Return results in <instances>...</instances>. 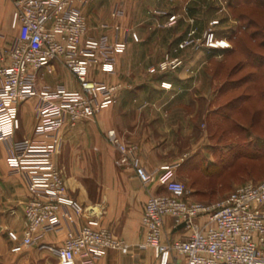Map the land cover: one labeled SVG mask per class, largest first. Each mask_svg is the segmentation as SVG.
Instances as JSON below:
<instances>
[{
	"label": "built area",
	"instance_id": "1",
	"mask_svg": "<svg viewBox=\"0 0 264 264\" xmlns=\"http://www.w3.org/2000/svg\"><path fill=\"white\" fill-rule=\"evenodd\" d=\"M11 1L19 29L9 45L0 49V141L7 145L9 163L26 176L29 191L25 227L20 236L12 233L16 241L13 249L29 245L48 248L66 264H96L108 248L128 253L131 244L88 215L86 206L69 194L56 160L67 125L94 118L101 109L118 102L122 84L98 81L91 71H116L118 55L127 47L118 35L122 28L115 25L114 37L92 34L83 11L91 0ZM122 13L119 7L113 11ZM164 14L167 18L159 20L158 27L177 22L176 14ZM217 22L210 19L202 37L190 30L178 48L195 43L210 49L230 46L227 40L217 38ZM55 62L74 74L77 89L43 82L46 70ZM184 62L182 56L167 51L149 71L176 70ZM33 97L36 123L32 135L17 138L19 107ZM108 136L117 150L116 164L133 168L145 185L159 182L166 188L148 195L142 217L146 238L138 243L139 248L153 247L163 264H264V179L247 181L226 198L205 203L190 197L186 183L177 175L180 162L148 170L137 153V144L114 129ZM167 217L172 218L174 228L185 222L187 235L164 239ZM64 227L62 244L43 241L48 232ZM133 264L148 263L137 260Z\"/></svg>",
	"mask_w": 264,
	"mask_h": 264
},
{
	"label": "crops",
	"instance_id": "2",
	"mask_svg": "<svg viewBox=\"0 0 264 264\" xmlns=\"http://www.w3.org/2000/svg\"><path fill=\"white\" fill-rule=\"evenodd\" d=\"M233 5V0H91L84 6L92 34L114 37L115 25H120L119 38L127 43L118 55L115 72L91 71L98 81L122 84L118 102L104 107L94 118L67 125L56 155L69 194L86 206L88 215L131 244L128 253L106 249L96 264H133L137 260L163 264L153 247L141 249L138 243L146 238L142 217L149 193L165 192L166 188L159 182L145 185L133 168L116 164L117 150L108 131L114 129L137 144V153L148 170L184 159V153L200 141L196 138L200 118L206 119L207 126L213 121V113L224 99L220 96L224 81L216 78L217 67L213 64L214 57L222 53L217 55L214 49L197 43L185 48H178V44L192 29L196 37L203 36L209 20L215 18L214 11L211 14L213 7ZM117 7L123 10L121 15L113 14ZM164 13L176 14L177 22L158 27V21L167 18ZM18 29L12 1L0 0V49L9 45ZM165 51L183 56L184 64L176 70L150 72L149 66L158 62ZM42 80L61 83L69 89L79 87L74 74L60 62L53 63ZM35 104L33 97L20 105L17 138L32 135ZM8 156L6 143L0 141V264H66L48 248L29 245L13 249L16 241L12 233L20 236L25 227L24 205L29 191L26 176L9 163ZM66 231L64 227L48 232L43 241L62 244ZM187 233L183 227L174 228L171 217L166 218L164 239ZM180 261L184 262V256Z\"/></svg>",
	"mask_w": 264,
	"mask_h": 264
},
{
	"label": "rangeland",
	"instance_id": "3",
	"mask_svg": "<svg viewBox=\"0 0 264 264\" xmlns=\"http://www.w3.org/2000/svg\"><path fill=\"white\" fill-rule=\"evenodd\" d=\"M253 8V5L246 6L245 4H242V6L238 8L234 7L233 5V7H213V10L211 9V14L214 11L213 17H215L212 19H218L217 24L214 26L217 38L219 40H227L228 43H230V46L228 47H221V49L213 48L215 54L219 55L222 53V56L214 57L213 64L216 66L217 63H221V60L218 59H222L224 61V65L225 63L229 64L228 68L229 71H231L229 75L226 74L222 77L216 75V78H219L220 82L224 81L225 79H236L237 77L244 74L245 71L243 72V70L241 72H237L239 69H241V67H243V64L246 63L244 58H242L243 49L250 48L251 51L264 50V46L261 47L258 45L259 42L262 41L263 37H261V35H258L255 39L250 37L249 34L254 28L246 27L245 22L238 16L239 9L241 11H249V13L252 14L251 10H254ZM262 13L264 15L263 11ZM223 17L225 18L223 19ZM221 18L223 20L222 22ZM238 18L240 19L238 20ZM3 21L6 24L4 17L2 18V22ZM226 32L228 35H226ZM244 33L246 34L243 35ZM193 45H196V43ZM193 45L189 46L194 47ZM222 49L228 50L223 51ZM166 52L167 51H165L164 54ZM171 52L173 55L181 56L179 54H175V51ZM261 116L262 118L256 121V127H254L252 130L250 129L244 131L243 133L232 131L224 133L223 130H218L216 126H221V120L218 116L213 118V121H211L213 124L212 130H209L206 119L203 117L200 118L199 124L201 129L198 131L196 137L200 138V141L198 144L192 146L191 149H188L186 154L184 153L183 157L184 159L188 158V163H186L187 165L179 168L177 171L178 177L186 183L193 199L205 203H214L218 200L226 198L231 193V191L240 184L251 180L259 181L264 179V113H262ZM224 122H226L224 127L230 124L227 121ZM212 131L216 134L212 135ZM207 132L208 135H206ZM193 149L196 151L193 152ZM248 149V152L251 154H247L246 157L243 156L236 158L235 162L233 161L231 164H229V166L224 169L223 174L219 176V178H216L218 181L214 185V188L211 186L212 188L206 187V190L198 189L202 185H199V183L195 182V180L198 178V171H192L190 168L192 164L199 161V167L201 168L202 166V169L204 170L206 163L210 161L213 162L219 160L223 155L226 154L235 156L238 151H247ZM253 152L257 153L254 155V158L248 156L252 155ZM183 160H181V162Z\"/></svg>",
	"mask_w": 264,
	"mask_h": 264
},
{
	"label": "trees",
	"instance_id": "4",
	"mask_svg": "<svg viewBox=\"0 0 264 264\" xmlns=\"http://www.w3.org/2000/svg\"><path fill=\"white\" fill-rule=\"evenodd\" d=\"M234 7H241L242 4L246 6L253 5L254 10H251L252 14L249 11H241L239 9L238 16L242 18L245 22L246 27H253V31L249 34L253 39L261 35L263 37L262 41L259 42V46H264V0H233ZM263 32V33H262ZM244 33L243 35H245ZM242 58L245 62L243 67L237 72L243 70L244 74L237 77L236 79H225L224 84L221 89L220 96H224V99L219 101V107L213 113V117H220L221 126L218 125L216 128L218 130H223V132H238L243 133L247 130H252L256 127V121L262 118V113H264V50H253L243 49ZM216 74L219 77H222L226 74H230L229 64L228 63H217L215 66ZM224 93V94H223ZM250 114V116H249ZM240 117V118H239ZM227 121L230 124L224 127V124ZM247 121V123H246ZM212 122L208 123L209 130H212ZM217 130V131H218ZM216 134L212 131V135ZM223 134V133H222ZM247 135V134H246ZM245 136V135H243ZM249 149L238 151L235 156L232 155H223L219 160L210 161L206 163L205 169L199 167V161L191 165L193 172H197L198 178L195 182L202 185L199 187V190H206V187H213L217 183L219 176L223 174V171L226 167L229 166L233 161L235 162L236 158L243 157L247 154ZM257 153L253 152L252 155H248L251 158H254ZM232 156V157H231ZM188 158L180 162L178 169L187 165ZM211 187V188H212ZM204 188V189H203Z\"/></svg>",
	"mask_w": 264,
	"mask_h": 264
},
{
	"label": "water",
	"instance_id": "5",
	"mask_svg": "<svg viewBox=\"0 0 264 264\" xmlns=\"http://www.w3.org/2000/svg\"><path fill=\"white\" fill-rule=\"evenodd\" d=\"M185 225V222H183L182 224L179 225V227H183Z\"/></svg>",
	"mask_w": 264,
	"mask_h": 264
}]
</instances>
